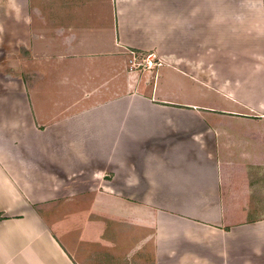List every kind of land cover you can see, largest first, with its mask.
<instances>
[{
  "label": "crops",
  "instance_id": "1",
  "mask_svg": "<svg viewBox=\"0 0 264 264\" xmlns=\"http://www.w3.org/2000/svg\"><path fill=\"white\" fill-rule=\"evenodd\" d=\"M0 216V264H264V0H0Z\"/></svg>",
  "mask_w": 264,
  "mask_h": 264
},
{
  "label": "rangeland",
  "instance_id": "2",
  "mask_svg": "<svg viewBox=\"0 0 264 264\" xmlns=\"http://www.w3.org/2000/svg\"><path fill=\"white\" fill-rule=\"evenodd\" d=\"M35 4H38V0H33ZM110 8H108V5L106 4L105 6H102V7H97V11H102V14H105L106 18L104 19V22H103V25L102 24H96V27L97 28H105V30H108V28H110V26L112 27V30L114 31V18L112 16V14L109 12ZM55 14V13H54ZM54 14H52L54 16ZM60 16L57 15V19L58 20H61L64 22L65 25H69L68 22L69 20L73 19L74 18H80L82 19L83 17H86L87 15L91 14V9L90 8H85L84 6H80V8H78L76 10V12H67L65 9H63L62 12L58 13ZM108 14H111V16H108ZM81 26L80 27H83L84 25L80 24ZM138 54V61L141 62V63H146L145 62V57L147 56V53L145 52H139L137 53ZM128 65H129V62H128ZM140 68H143V65H141ZM160 71H163L160 70ZM141 72H144V71H141ZM155 72V70H154ZM162 80V79H161ZM161 80H160V84H161ZM142 90L144 92H150L151 91V87L150 86H144L142 87Z\"/></svg>",
  "mask_w": 264,
  "mask_h": 264
},
{
  "label": "built area",
  "instance_id": "3",
  "mask_svg": "<svg viewBox=\"0 0 264 264\" xmlns=\"http://www.w3.org/2000/svg\"><path fill=\"white\" fill-rule=\"evenodd\" d=\"M137 51H131V58L129 59V65L128 69L129 72L137 73V72H154V70L159 67L161 64L158 60L157 56L154 53H147V56L145 57V64L138 61V54ZM141 65H143V68H140ZM143 73V72H141Z\"/></svg>",
  "mask_w": 264,
  "mask_h": 264
},
{
  "label": "trees",
  "instance_id": "4",
  "mask_svg": "<svg viewBox=\"0 0 264 264\" xmlns=\"http://www.w3.org/2000/svg\"><path fill=\"white\" fill-rule=\"evenodd\" d=\"M0 219H2L1 216H0Z\"/></svg>",
  "mask_w": 264,
  "mask_h": 264
}]
</instances>
